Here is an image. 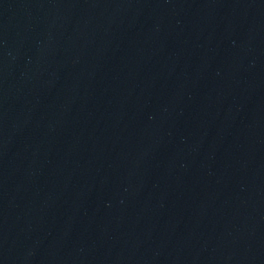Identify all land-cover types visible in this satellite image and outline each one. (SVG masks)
<instances>
[{"label":"water","instance_id":"obj_1","mask_svg":"<svg viewBox=\"0 0 264 264\" xmlns=\"http://www.w3.org/2000/svg\"><path fill=\"white\" fill-rule=\"evenodd\" d=\"M0 264H264V0H0Z\"/></svg>","mask_w":264,"mask_h":264}]
</instances>
